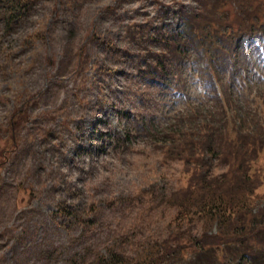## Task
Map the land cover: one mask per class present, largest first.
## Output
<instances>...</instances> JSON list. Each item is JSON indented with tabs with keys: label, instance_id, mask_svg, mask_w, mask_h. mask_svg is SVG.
<instances>
[{
	"label": "rangeland",
	"instance_id": "obj_1",
	"mask_svg": "<svg viewBox=\"0 0 264 264\" xmlns=\"http://www.w3.org/2000/svg\"><path fill=\"white\" fill-rule=\"evenodd\" d=\"M182 5L199 7L41 0L0 24V264H87L125 232L164 231L175 211L162 194L185 185L186 166L155 142L207 89L191 78L183 96L135 76ZM257 160L264 170V150Z\"/></svg>",
	"mask_w": 264,
	"mask_h": 264
},
{
	"label": "trees",
	"instance_id": "obj_2",
	"mask_svg": "<svg viewBox=\"0 0 264 264\" xmlns=\"http://www.w3.org/2000/svg\"><path fill=\"white\" fill-rule=\"evenodd\" d=\"M40 1L0 0V24L13 29ZM197 1L192 12L183 5L174 12L180 28L157 41L162 50L136 64L135 77L146 85L187 96L194 78L207 89V101L179 115L155 142L186 166L185 185L162 194L175 213L162 233L125 232L87 264H264V170L257 163L264 83H256L263 48L246 45L264 35V10L252 0Z\"/></svg>",
	"mask_w": 264,
	"mask_h": 264
}]
</instances>
